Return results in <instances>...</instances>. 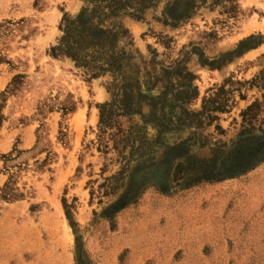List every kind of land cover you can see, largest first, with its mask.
<instances>
[{"label":"rangeland","instance_id":"obj_1","mask_svg":"<svg viewBox=\"0 0 264 264\" xmlns=\"http://www.w3.org/2000/svg\"><path fill=\"white\" fill-rule=\"evenodd\" d=\"M82 6L0 0V264H264V157L221 169L264 148V0H158L120 20L127 67L95 77L48 55ZM125 82L143 96L101 124ZM167 152L165 185L111 210L138 160Z\"/></svg>","mask_w":264,"mask_h":264},{"label":"trees","instance_id":"obj_2","mask_svg":"<svg viewBox=\"0 0 264 264\" xmlns=\"http://www.w3.org/2000/svg\"><path fill=\"white\" fill-rule=\"evenodd\" d=\"M81 1L83 6L75 15L64 14L62 16L59 25L61 34L56 43L48 48V55L53 58L60 56L69 58L76 67L90 69L91 77L105 72L118 73L124 70L130 62L131 56L128 51L120 46L121 39L128 36V30L121 24L120 20L124 17L140 20L143 12L155 5L158 0ZM167 11L171 13V9L168 8ZM252 39L253 36L250 35L240 40L236 48L226 54L232 55L254 48L255 45L253 44L246 46ZM122 86L124 87L122 93L119 96L113 95L112 104L97 105L101 124L107 123L110 118L109 114L111 113L105 111L106 107L119 101L131 102L134 96L138 99L143 96L139 90L138 82L133 84L125 82ZM252 107L248 106L246 112L250 111ZM1 109L2 104L0 103V126L3 121ZM126 109L129 112L125 109L123 111L127 114L134 113V111L130 112L129 108ZM246 112L244 111L243 114ZM204 177H206L205 174ZM64 213L69 225L73 227L74 224L65 204Z\"/></svg>","mask_w":264,"mask_h":264},{"label":"flooded vegetation","instance_id":"obj_3","mask_svg":"<svg viewBox=\"0 0 264 264\" xmlns=\"http://www.w3.org/2000/svg\"><path fill=\"white\" fill-rule=\"evenodd\" d=\"M240 147H234L232 151L227 154L223 159H222V172H227V173H232L234 171H239L244 169L250 162V160L258 153H263L264 148H251L253 151L245 157H240V159L236 160L235 157L238 155V152H240L239 149ZM172 150V149H170ZM263 151V152H262ZM178 156V155H177ZM177 156H173L175 158H178ZM143 160V161H142ZM170 161L168 157V152L164 155V157L158 161L157 163L152 162V163H147V158H141L138 160V165H136V169L129 174L130 180L129 184L127 186V192L118 198L117 202L113 203L110 206L111 210H118L120 209L123 205L126 203L124 201L130 199L133 194L136 192V190L140 187V185H143L144 182H148L149 178L154 179V181H157L158 184L163 187L165 183L167 182V178L165 174H162L159 172L158 168L165 167L164 171L166 172V167L168 162ZM141 162H144V164H140ZM141 165V166H140ZM155 168L154 172H151L149 169L150 168ZM149 170V171H148ZM167 174V172H166ZM123 204V205H122Z\"/></svg>","mask_w":264,"mask_h":264},{"label":"water","instance_id":"obj_4","mask_svg":"<svg viewBox=\"0 0 264 264\" xmlns=\"http://www.w3.org/2000/svg\"><path fill=\"white\" fill-rule=\"evenodd\" d=\"M264 157V152L263 153H258L256 154L249 162V164L242 170L236 171L235 173H231L232 176H238L240 174H243L244 172L251 170L255 166L259 164L261 159ZM148 181H154V179L149 178Z\"/></svg>","mask_w":264,"mask_h":264},{"label":"crops","instance_id":"obj_5","mask_svg":"<svg viewBox=\"0 0 264 264\" xmlns=\"http://www.w3.org/2000/svg\"><path fill=\"white\" fill-rule=\"evenodd\" d=\"M261 46H264V44H262ZM22 203L21 201L20 202H15V203H9L8 206H11V207H14L15 209L18 208L19 206H21ZM22 207V206H21Z\"/></svg>","mask_w":264,"mask_h":264}]
</instances>
